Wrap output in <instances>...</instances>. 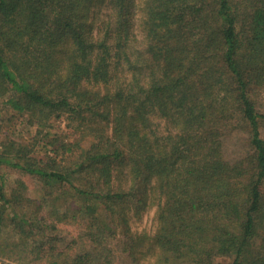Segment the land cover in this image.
Returning <instances> with one entry per match:
<instances>
[{
	"label": "trees",
	"instance_id": "16d2710c",
	"mask_svg": "<svg viewBox=\"0 0 264 264\" xmlns=\"http://www.w3.org/2000/svg\"><path fill=\"white\" fill-rule=\"evenodd\" d=\"M9 112L1 264H264V0H0Z\"/></svg>",
	"mask_w": 264,
	"mask_h": 264
},
{
	"label": "rangeland",
	"instance_id": "374dc122",
	"mask_svg": "<svg viewBox=\"0 0 264 264\" xmlns=\"http://www.w3.org/2000/svg\"><path fill=\"white\" fill-rule=\"evenodd\" d=\"M107 8H103L102 12L98 15L96 22L99 23L103 16L105 15ZM140 34V33H139ZM10 115L8 113H4L3 115V121L1 123V132L2 137L4 133L8 131V127H11L13 124L12 119L10 121ZM1 118V117H0ZM16 127H19V125L12 126L11 129H15ZM20 128V127H19ZM66 128V120L65 119H57L56 121H53V125L50 127V131L52 132H57V133H64V130ZM31 131V129H30ZM22 135V134H21ZM23 136V135H22ZM29 134L26 133L24 134L25 138H28ZM247 136L248 132L245 129H235L231 133L228 134L227 138L224 141V149H225V154L228 157H235L239 156L243 150L246 149L248 142H247ZM240 153V154H239ZM1 172H5V176L8 177H16L18 176V173L14 170H6L3 169ZM8 181V179H7ZM32 188V184H30ZM153 215H154V210L150 209L145 212L143 218L141 220H138L134 225L138 228L146 227L150 228L151 224L153 222ZM225 259V258H224ZM1 264V263H0Z\"/></svg>",
	"mask_w": 264,
	"mask_h": 264
}]
</instances>
